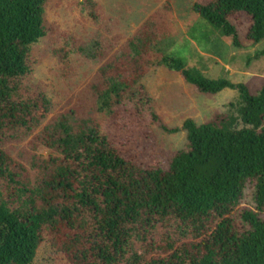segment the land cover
Wrapping results in <instances>:
<instances>
[{
    "label": "trees",
    "instance_id": "obj_1",
    "mask_svg": "<svg viewBox=\"0 0 264 264\" xmlns=\"http://www.w3.org/2000/svg\"><path fill=\"white\" fill-rule=\"evenodd\" d=\"M49 1L0 0V143L11 133H35L52 110L44 93L25 90L35 52L56 33ZM192 10L197 24L232 38L236 49L246 47L241 35L252 45L264 40V0H196ZM155 23H144L130 42L137 65L125 57L121 73L105 72L99 113L133 105L150 110L163 132L179 133L155 111L144 85L149 66L180 75L201 95L237 91L234 112L203 125L186 120L187 146L166 170L141 166L99 125L76 129L66 118L38 137L57 156L44 161L37 184L0 148V264H35L42 246L69 264H264V87L254 97L246 84L207 78L159 44ZM252 58H264V50ZM249 185L258 212L246 211L238 224Z\"/></svg>",
    "mask_w": 264,
    "mask_h": 264
},
{
    "label": "rangeland",
    "instance_id": "obj_2",
    "mask_svg": "<svg viewBox=\"0 0 264 264\" xmlns=\"http://www.w3.org/2000/svg\"><path fill=\"white\" fill-rule=\"evenodd\" d=\"M93 1L96 9H92L89 0L49 1L46 18L56 33L35 52L34 76L25 90H30L29 96L44 93L52 103V110L35 133L29 135L25 130L11 133L0 143L1 149L29 170L34 184L44 175V161L57 156L38 137H42L47 126L56 125L62 118L76 129L83 124L99 125L141 166L156 165L166 170L174 154L187 146V132L182 129L186 120L203 125L219 114L231 113L230 105L238 101L237 91L216 97L201 95L180 75L157 66H149L144 85L158 105L155 108L158 116L169 128L181 129L179 133L163 132L152 124L150 110L139 113L133 105L123 106L109 117L99 113L97 91L106 80L105 72L108 71V76L121 73L117 62L125 57L126 65H137L136 60L128 57L130 42L146 22H156L155 39L163 48L173 50L179 60L207 78L246 84L254 97L264 87V58L249 60L264 50V40L252 45L241 35V43L246 47L236 49L232 38L214 34L212 29L206 31L204 21L197 24L199 18L192 10L196 0ZM147 62L145 58L141 63ZM231 92L235 95H229ZM256 193L255 185L247 187L234 215L238 224H243L246 211L258 212ZM35 264L69 263L42 246Z\"/></svg>",
    "mask_w": 264,
    "mask_h": 264
},
{
    "label": "crops",
    "instance_id": "obj_3",
    "mask_svg": "<svg viewBox=\"0 0 264 264\" xmlns=\"http://www.w3.org/2000/svg\"><path fill=\"white\" fill-rule=\"evenodd\" d=\"M228 91H232V90H225V91L222 92L221 94H223V93H227ZM231 94H232V95H235L234 92H231L229 95H231ZM219 95H220V94H219Z\"/></svg>",
    "mask_w": 264,
    "mask_h": 264
}]
</instances>
